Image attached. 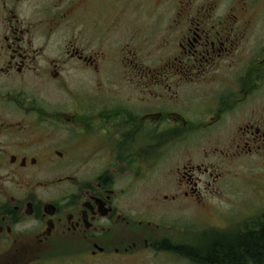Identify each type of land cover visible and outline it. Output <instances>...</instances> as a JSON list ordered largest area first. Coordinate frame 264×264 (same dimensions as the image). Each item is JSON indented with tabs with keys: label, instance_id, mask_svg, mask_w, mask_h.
Returning a JSON list of instances; mask_svg holds the SVG:
<instances>
[{
	"label": "flooded vegetation",
	"instance_id": "1",
	"mask_svg": "<svg viewBox=\"0 0 264 264\" xmlns=\"http://www.w3.org/2000/svg\"><path fill=\"white\" fill-rule=\"evenodd\" d=\"M162 3L183 13L158 41L161 20L129 11ZM197 3L0 0V264H127L156 250L200 264L180 247L249 230L173 222L225 215L217 184L264 158V42L253 55L250 20ZM152 180L163 186L148 216L124 204Z\"/></svg>",
	"mask_w": 264,
	"mask_h": 264
},
{
	"label": "rangeland",
	"instance_id": "2",
	"mask_svg": "<svg viewBox=\"0 0 264 264\" xmlns=\"http://www.w3.org/2000/svg\"><path fill=\"white\" fill-rule=\"evenodd\" d=\"M205 0H198V3L193 6V13L197 12L200 7L198 4L204 2ZM208 6L212 7L213 4L216 6L210 10V14L213 15H236L240 17L241 21L250 20L248 30L246 33V43L248 47H253V55L262 46L264 42V0H208ZM151 14L152 16H157V19L161 20L160 31H163L158 36V41L165 36L164 28L166 27V22L168 19L181 12V7L175 6L174 4L162 3L156 8H145L144 10H130L131 15H142ZM153 21V20H152ZM244 24V23H243ZM247 26V24H246ZM163 28V29H162ZM169 36V35H167ZM67 74V73H66ZM68 75V74H67ZM74 74L68 75L70 77L71 83L67 90L69 92H77L79 84ZM89 84L84 89L89 88ZM264 92V91H263ZM49 96L58 97L60 93L50 91ZM62 96V94H61ZM72 130V128H70ZM264 158H251L245 159L240 163L237 168V173L234 176H228L223 181L219 182L217 186L220 190V197L214 201L215 206L225 207L226 214L220 215L206 210L205 214L198 212L196 214L195 210L189 209L185 212L177 211L173 213V222L181 223H202L204 221L210 223H218L222 219L226 218V221L232 220L240 228L253 229L257 227L259 223L264 222V206L260 212L252 211L249 207H257V205H263L264 201V188L262 189L260 184H263L262 179H264ZM163 183H157L156 181H147L135 183L130 188V194L123 197V202L126 206L130 208H140L146 212L153 208L148 201L150 192L156 191L157 187ZM136 194V195H135ZM260 195V197L258 196ZM247 206V207H246ZM233 207V211H231ZM246 207V210L244 209ZM244 209V210H242ZM221 211V209H218ZM217 213V212H216ZM200 217H199V216ZM148 216V214H147ZM153 217L155 213L153 211ZM176 217V218H175ZM158 219L159 218H156ZM182 221H179V220ZM164 222H171V220H164ZM231 222V221H228ZM166 235L169 238L177 241H186L188 235L186 233H180V231H172ZM127 264H187L186 261L181 260L178 256L169 257L159 252L158 250L147 253L145 256H141L138 260H131Z\"/></svg>",
	"mask_w": 264,
	"mask_h": 264
},
{
	"label": "trees",
	"instance_id": "3",
	"mask_svg": "<svg viewBox=\"0 0 264 264\" xmlns=\"http://www.w3.org/2000/svg\"><path fill=\"white\" fill-rule=\"evenodd\" d=\"M256 230L236 236L216 237L193 250L180 247L200 264H264V222Z\"/></svg>",
	"mask_w": 264,
	"mask_h": 264
}]
</instances>
